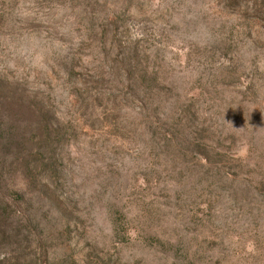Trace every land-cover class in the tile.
Instances as JSON below:
<instances>
[{"label": "rangeland", "instance_id": "374dc122", "mask_svg": "<svg viewBox=\"0 0 264 264\" xmlns=\"http://www.w3.org/2000/svg\"><path fill=\"white\" fill-rule=\"evenodd\" d=\"M0 264H264V0H0Z\"/></svg>", "mask_w": 264, "mask_h": 264}]
</instances>
